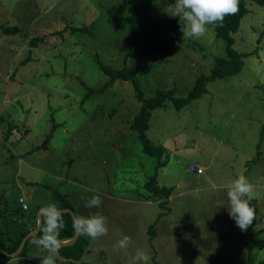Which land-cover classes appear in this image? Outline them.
Masks as SVG:
<instances>
[{
  "label": "rangeland",
  "instance_id": "1",
  "mask_svg": "<svg viewBox=\"0 0 264 264\" xmlns=\"http://www.w3.org/2000/svg\"><path fill=\"white\" fill-rule=\"evenodd\" d=\"M173 3L0 0V198L13 204L23 196L29 211L58 206L55 190L76 216L99 212L109 233L88 237L81 255L88 264H127L137 248L150 254L149 264H245L223 187L241 174L256 186L253 225L264 227V8L255 1L245 0L232 34V48L245 53L240 69L209 80L205 93L179 108L168 99L150 111L145 133L164 148V165L155 167L130 127L140 102L129 79L81 101L107 80L100 62L132 68L145 97L171 87L185 97L212 70L226 54L224 40L212 25L204 37L182 40ZM154 171L156 183L174 188L159 220L165 199L144 189ZM94 195L100 207H85ZM114 233L131 237L127 254L115 251ZM252 251L254 264H264V230Z\"/></svg>",
  "mask_w": 264,
  "mask_h": 264
},
{
  "label": "trees",
  "instance_id": "2",
  "mask_svg": "<svg viewBox=\"0 0 264 264\" xmlns=\"http://www.w3.org/2000/svg\"><path fill=\"white\" fill-rule=\"evenodd\" d=\"M260 6L264 8V0H253ZM239 11L235 15L226 16L223 26H213L216 35L223 39L225 42V55H219L217 56L215 65L213 66L212 70L209 73H203L199 75V77L195 81V85L191 87L188 94L185 97H175L174 92L175 88L171 87L167 90H161L157 89L154 91L152 96L145 97L142 93L140 82L136 75L134 74V70L130 67L123 66L122 68H117L110 66L109 64L100 62V66L102 67V70L107 74V80L104 82V84L101 87L98 88H87L85 95L81 99L83 101L86 97H88L93 92H101L105 90L109 85L112 84V82L116 78H124L129 79L135 89L136 97L138 101L140 102V107L138 112L134 115L133 120L130 124V127L132 130L136 131L137 133V139L141 143L142 151L148 155L155 156L156 157V164L155 167H160L165 164V161L161 160V156L164 152V148L161 145L153 144L151 141H149L148 137L146 136V130L149 127V116L150 111L161 105L164 104L166 100H171L176 108H179L181 105L186 104L190 102L191 100H194L198 97H200L203 93L207 91V82L211 79L217 78V77H223L226 75H230L237 70L240 69L242 61H243V55L244 52L237 51L235 48H232L233 38L232 34L236 31V29L239 26L241 18L244 16V14L247 12V7L245 6V0H239ZM82 28V27H81ZM4 31L6 32H14L17 30V27H13V29L4 27ZM42 38H36L35 40H41ZM56 126L55 123H53L52 129ZM264 128V123H263ZM263 136V130L261 131ZM9 133H6V136ZM259 144H257V150H256V156L252 158V160H255L259 157ZM49 188V187H48ZM144 189L147 191L148 196L151 198L156 197H162L165 199L164 202L160 203V207L164 209L165 211L160 213L158 215L157 220H159L162 216L166 214L167 209L165 208L167 199L171 196L173 192V187H166V186H160L158 183H156V173L154 171L153 174L148 176V179L146 180L144 184ZM53 197L56 201H58V208L59 209H71L74 213V207L71 204L67 198L60 194L58 191L53 190ZM253 206L255 205V201L250 202ZM17 206H15L12 210H7L6 213L8 219L20 223L26 224L25 226H22L20 228H17L16 231H3L0 232V247L5 248L7 251H14L22 238V236L27 232L33 229L36 226L37 223V210L41 208V206H36L34 208H31L29 211H25L22 209V207L18 204V198L16 200ZM28 209V206H27ZM84 213V208L81 211ZM88 213V212H87ZM76 215V214H75ZM63 220L65 222L64 228L60 232V240H65L73 236L74 234V227L72 223V217L68 213H64ZM154 230V222L147 224V231L149 234L152 233ZM264 230V227L256 228L253 223L248 227L247 231H239L237 235V240L240 244H242L246 248V258H245V264H254V254L252 251V239L253 237L262 232ZM39 231L29 236L22 248V250L17 254H23L30 243H32V238L34 235H37ZM88 244V237L78 234L77 238L67 244H61L59 254L68 256V257H74L81 260V255L84 252L86 246ZM12 256L0 251V264H5ZM70 261V260H69ZM72 264H77L73 261H70ZM85 264H88L87 262L83 261ZM152 264H164L163 262L154 259V263Z\"/></svg>",
  "mask_w": 264,
  "mask_h": 264
},
{
  "label": "clouds",
  "instance_id": "3",
  "mask_svg": "<svg viewBox=\"0 0 264 264\" xmlns=\"http://www.w3.org/2000/svg\"><path fill=\"white\" fill-rule=\"evenodd\" d=\"M238 5L239 0H174L170 7V15L178 17L179 21L183 22L180 23L182 40L189 38L198 40L206 35L209 25L223 26L226 16L235 15L239 11ZM223 187L226 191L227 211L230 217L241 231H247L256 219V209L250 203L255 199L254 184L247 176L241 174ZM100 205L99 195L85 201V207L88 208H99ZM40 215L39 233L32 238V242L39 250L36 258L40 264H56L61 247L60 232L65 226L64 213L55 203L49 202L40 209ZM72 223L80 235L93 240L109 233L108 221L99 212L89 216H73ZM114 235L119 237L114 246L115 251L127 254L132 243L131 237L120 233ZM150 259L147 251L137 248L127 264H149Z\"/></svg>",
  "mask_w": 264,
  "mask_h": 264
},
{
  "label": "crops",
  "instance_id": "4",
  "mask_svg": "<svg viewBox=\"0 0 264 264\" xmlns=\"http://www.w3.org/2000/svg\"><path fill=\"white\" fill-rule=\"evenodd\" d=\"M188 169H189V167H188ZM196 169H197V167H196ZM189 171H191V170H189ZM191 172H193V171H191ZM20 197H23V196H20ZM253 201H255V204H256V200L253 199ZM7 203H8V207H7ZM25 203L28 204L26 202V200H25ZM0 205L1 206L6 205V208L4 210L0 209V232L7 231V230L16 231L17 228H20V227L26 225L24 223H20L17 221L13 222L12 220L8 219V217H7V214H8V213H6L7 210L14 209L16 206V201L13 204H10L9 202L0 198ZM81 216H88V213L82 212ZM4 219H5V221H4V223H2ZM11 225H12V227H10ZM239 231H240V229H239ZM237 235H238V233H237ZM38 251L39 250H38L37 246L32 242L29 244V246L27 247V249L25 250V252L23 254L12 255V257L5 264H11V262H13V264H40L39 259L36 258V256L38 255ZM58 259L64 260L61 258H58Z\"/></svg>",
  "mask_w": 264,
  "mask_h": 264
},
{
  "label": "water",
  "instance_id": "5",
  "mask_svg": "<svg viewBox=\"0 0 264 264\" xmlns=\"http://www.w3.org/2000/svg\"><path fill=\"white\" fill-rule=\"evenodd\" d=\"M41 208H42V207H41ZM41 208H39V209L37 210V223H36V226H35L33 229H31L30 231H27V232L22 236V238H21V240H20V242H19L18 247H17L14 251H12V252L7 251V250H6L5 248H3V247H0V251H2V252H4V253H7V254H9V255L12 256V255H16V254H18V253L22 250V248H23V246H24V244H25L27 238H28L29 236H31L32 234H34V233H36L37 231L40 230V227H41V215H40V209H41ZM62 211H63V213H68V214H70L72 218H73V216H76L75 213H74L71 209H62ZM78 234H79V233L74 229V234H73V236L70 237V238H68V239L61 240V244H67V243H71V242H73V241L77 238ZM58 258H61V259H64V260H70V261H73V262H75V263H77V264H85V263H84L83 261H81L80 259H77V258H74V257L64 256V255H61V254H59Z\"/></svg>",
  "mask_w": 264,
  "mask_h": 264
},
{
  "label": "built area",
  "instance_id": "6",
  "mask_svg": "<svg viewBox=\"0 0 264 264\" xmlns=\"http://www.w3.org/2000/svg\"><path fill=\"white\" fill-rule=\"evenodd\" d=\"M196 169V166H191L190 170L194 171ZM18 203L22 207L23 210H27V204L25 203V199L23 197L18 198Z\"/></svg>",
  "mask_w": 264,
  "mask_h": 264
}]
</instances>
